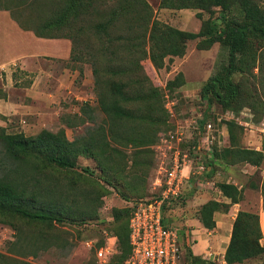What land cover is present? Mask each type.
Here are the masks:
<instances>
[{
	"label": "trees",
	"instance_id": "16d2710c",
	"mask_svg": "<svg viewBox=\"0 0 264 264\" xmlns=\"http://www.w3.org/2000/svg\"><path fill=\"white\" fill-rule=\"evenodd\" d=\"M36 1L40 0H23V3L31 6ZM52 1L56 3L53 13L41 19L38 25L31 27L25 25L14 13L12 6L0 8L10 10L12 17L23 29L32 30L38 37H64L77 42V37H83L86 30L90 29L93 33L97 45L90 46L87 55L85 53L83 57L80 52L75 54L73 46L71 50L72 59L90 62L93 66L99 107L106 114L100 125L102 132L100 140L92 138L91 141L82 144L83 150L80 153L85 155L94 154L92 147L96 143L109 147L118 152L117 154L123 153L119 146L139 145L145 146L147 150L148 146L157 143L159 135L158 137L148 135L143 125L154 123L160 119V114L167 115L168 111L164 106L162 91L153 84L144 70L143 60L150 59L156 67L161 68L167 57L185 55L190 40L203 37L199 44L201 48L219 41L228 50V62L218 68L203 87L201 97L206 102L205 109H210L215 101L225 109L235 108L244 86L236 80V75L250 72L260 57L262 66L264 64L262 0H162L163 7L176 9L201 8L213 12V7H220L225 18L224 25L216 28L207 20L198 32L182 30L157 20L153 17V9L146 0H116L112 5H107L105 0ZM235 7L239 11L238 15L229 13ZM63 28L64 32L61 31ZM260 47L261 52L258 53ZM80 69L82 75L83 70ZM103 76L107 79L103 80ZM177 78L169 81L167 86L172 87L176 84ZM93 112L94 107L88 102H83L80 114L75 115L80 121L73 122L68 119L66 125L73 127L87 120L95 121ZM122 121L143 125L131 127V130H123L120 127L115 129ZM106 122L109 124L108 127L104 126ZM227 124L233 138L234 127L237 124L234 120L228 121ZM84 139L76 137L70 140L63 128L57 132L44 128L35 135H27L22 131L9 133L0 126V223H7L8 220L4 219L7 214L48 228L54 227L56 222H65L69 219L74 221L63 202L55 197L41 199L43 192L49 194L56 191L60 184L55 183L52 187L50 185L41 188L38 186L40 180L36 178L34 183L36 189L29 191L27 170L39 172L50 167L62 169L77 167V162L71 154L75 151L73 146ZM112 143L119 145L120 149ZM109 156L110 153L107 157ZM219 161L226 166L250 164L258 168L264 161V152L232 143L230 146L216 149L214 159H209L207 163L214 164ZM83 170L89 169L84 167ZM216 186L221 199H210L197 213L198 219L209 229L216 226L214 214L227 213L232 205L242 202L247 188L244 184L232 181H220ZM248 187L260 190L264 209V179L260 185L253 184ZM55 194L56 192L53 195ZM66 196L65 194L64 200ZM131 214L130 206L114 208L111 219H107L112 222L113 228L99 229L103 219L96 221L84 219L82 222L83 229L99 230L100 235L96 236L99 239L98 246L104 242L105 231L117 236L118 252L112 256L108 264H123L131 254L129 228ZM167 220L170 218L165 217V221ZM263 236L260 214L252 210L239 209L224 254L225 262L243 263L263 255L264 245L261 243ZM189 256L194 264H213L210 260L194 254L193 250H190ZM7 259L14 260L0 251V264H6ZM17 261L21 262L20 264H33L18 259Z\"/></svg>",
	"mask_w": 264,
	"mask_h": 264
},
{
	"label": "rangeland",
	"instance_id": "374dc122",
	"mask_svg": "<svg viewBox=\"0 0 264 264\" xmlns=\"http://www.w3.org/2000/svg\"><path fill=\"white\" fill-rule=\"evenodd\" d=\"M105 1L107 5H112L116 0ZM146 1L153 9L154 18L189 32L200 31L207 20H210L211 25L216 28H221L225 23L220 7H213V12H209L201 8L163 7L162 0ZM262 1L264 3V0ZM0 6H12L14 13L20 17L25 25L31 27L38 25L41 19L52 14L56 3L52 0H40L36 1L34 5L28 6L23 3V0H0ZM229 13L238 15L239 11L235 7ZM17 24L19 26V23ZM19 27L21 28V26ZM61 31L64 32L65 28ZM72 31L75 30L72 29ZM13 32L12 30L11 33ZM202 38L190 40L185 55L167 57L164 66L161 68L156 67L150 59L142 61L146 74L153 84L162 91L164 106L168 111L167 115L160 114V119L152 124H141L148 135L158 137L159 133L173 128L178 122H182L187 127L185 119H189L193 115L204 116L213 126V130L209 133H206L204 122L198 128L184 129L185 134L190 139L186 148H189L194 160V167L203 161L207 165V169L187 181L182 195L177 200L172 201L165 210L166 217L170 218L179 230V241L182 249L179 264H194L189 252L197 240L189 232L190 228L194 226H188L186 221L190 217L197 216L204 203L210 199H221L220 191L216 186L217 182L232 181L247 186L240 209L252 208L260 211L263 202L260 190L248 186L260 185L264 179V161L258 168L250 164L226 166L220 161L218 163L213 162L214 164L207 163L209 159H214L216 149L230 146L232 143L240 147L255 148L264 152V64L262 66V57L258 59L250 72L236 75V80L243 83L244 86L240 98H238L239 103L235 108L225 109L219 102L215 101L210 109H205L206 102L201 97L203 87L211 75L228 62L229 56L227 48L219 41L201 48L199 44ZM70 42L75 49V54L80 52L79 54H83V57L85 53L87 55L90 46L97 45L90 29L86 30L83 37H77V42L71 40ZM34 46V48L42 47L43 49L37 48L42 52H56L48 45ZM25 48H30V46L25 45ZM261 48H258V53L261 52ZM69 64L78 68L83 67V70L85 65L87 67L88 74L83 72L81 75L80 72L75 81L76 89L81 97L76 99L74 96H70L62 99L59 103L58 120H54L56 113L54 115L48 113L45 116L48 117L51 125L49 130L57 132L63 128L70 140H74L76 137L85 138L73 146L76 153L74 151L71 155L76 160L77 167L73 169L50 167L39 172L31 171V169L26 170L30 183L29 191L36 189L34 187L36 178L40 180L38 186L41 188L50 187V185L52 187L55 183L60 184L56 191L49 194L43 192L41 199L55 197L61 203L63 202L69 210L71 218L75 220L56 222L54 227L48 228L28 223L25 219L13 217L11 214L5 215L4 219L8 220L7 223H0V251L10 258H14V260L7 259L6 264H20L21 262L17 259L33 264H95V253L86 245L85 241L100 235V232L99 230L83 229L82 222L84 219L92 221L103 219L99 229L103 227L113 228L112 222L107 219L112 215L114 208L128 207L131 201L151 196L155 191L154 178L157 158L156 151L152 150L154 144L148 146L149 148L146 150L145 146H119L112 143L114 146H119L123 152L117 154L118 152L109 147L96 143L92 147L94 154L80 153L83 150L82 144L91 141L92 138L96 141L100 140L102 137L100 125L106 114L99 107L96 78L91 63L70 58ZM176 77H178L177 83L175 82L176 84L172 87H168V82L176 79ZM102 79L106 80L107 77L103 76ZM27 80L29 81L30 78ZM27 80L25 78L18 83L27 86ZM15 95L22 100L26 99L25 102H31L30 98H27L29 96L22 90L15 89ZM83 102H88L91 107H94L93 113L96 120H87L76 126L68 127L66 125L68 119L73 122L80 121L75 115L80 114ZM4 119L5 123L2 127L9 133L22 131L30 135V131H26L24 125L31 127H34V124L38 125L35 114L7 115L4 116ZM231 120L237 124L234 127L233 138L230 136L227 124ZM108 125V122L104 124L107 127ZM141 125L122 121L115 129L120 127L123 130H131V127ZM207 134L212 139L211 147L208 152L204 150L203 155L197 159V155H194L195 152H192L189 146H193L200 137L205 139L202 136ZM77 146L78 149L76 150ZM109 153L111 156L107 157ZM34 160L38 159L34 158ZM84 167H88L89 170L84 171ZM30 174L31 176H29ZM54 192H56L55 195H53ZM65 194L67 196L64 200ZM227 231L228 227H224L218 238L215 235L217 232L209 236L204 258L213 264H227L221 247L216 248L214 245V239H218L221 245L224 244ZM198 256L203 257L202 254H198ZM236 264H264V254Z\"/></svg>",
	"mask_w": 264,
	"mask_h": 264
},
{
	"label": "crops",
	"instance_id": "0c3cea01",
	"mask_svg": "<svg viewBox=\"0 0 264 264\" xmlns=\"http://www.w3.org/2000/svg\"><path fill=\"white\" fill-rule=\"evenodd\" d=\"M16 22L10 10L0 8V126L5 123L2 116L35 114L38 125L34 124V127L24 125L25 130L30 131V135H35L43 128L50 129L51 125L46 114L54 115L56 113V118H53L54 120L59 119V103L62 99L70 96H74L76 99L81 97L75 86L76 77L80 74L81 69L69 64L72 46L68 38L38 37L32 30L22 27L21 29ZM12 30L13 33H11ZM39 44L48 45L56 52H42L38 50L43 49L42 47L34 48V45ZM25 45L30 48H25ZM83 72L88 74L86 65ZM25 78L26 80L30 78L29 81L27 80V86L20 85L18 82ZM15 89L26 92L29 96L27 98H30L31 102L28 103L25 102L26 99L22 100L16 97ZM241 203L232 205L227 213L216 212L214 214L216 226L213 229L205 227L197 216L187 219L186 224L194 226L190 228L189 232L197 240L191 247L194 254H202L204 258L209 236L217 232L215 235L218 238L223 228L228 227L226 241L223 245L218 239H214V245L216 248L221 247L224 256L231 238L233 222ZM260 208V211L252 208L247 210L260 214L264 233L262 203ZM261 243L264 245V236Z\"/></svg>",
	"mask_w": 264,
	"mask_h": 264
},
{
	"label": "built area",
	"instance_id": "2783aa9c",
	"mask_svg": "<svg viewBox=\"0 0 264 264\" xmlns=\"http://www.w3.org/2000/svg\"><path fill=\"white\" fill-rule=\"evenodd\" d=\"M204 119V116L193 115L185 119L187 127L178 122L173 128L159 134L158 141L153 146L157 158L155 191L151 196L135 199L128 205L132 209L129 221L132 251L123 264L180 263L182 249L179 230L172 221H165L164 215L171 202L182 195L187 181L207 169L203 161L194 167L189 148H186L190 139L184 130L198 128L204 122L206 133L211 132L212 123ZM202 137L205 139L200 137L193 146H189L191 151L195 152L194 155H197V159L203 155L204 150L208 152L211 147L210 135ZM103 234L104 242L100 246L97 245L99 239L96 237L85 241L95 253V264H108L112 256L118 252L117 236L109 231Z\"/></svg>",
	"mask_w": 264,
	"mask_h": 264
}]
</instances>
